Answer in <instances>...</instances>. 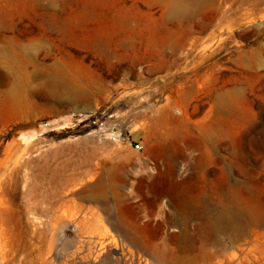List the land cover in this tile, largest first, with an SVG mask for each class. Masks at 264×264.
<instances>
[{"label": "rangeland", "instance_id": "1", "mask_svg": "<svg viewBox=\"0 0 264 264\" xmlns=\"http://www.w3.org/2000/svg\"><path fill=\"white\" fill-rule=\"evenodd\" d=\"M217 1L0 0V264L111 261L82 256L166 158L198 204L264 213V0ZM118 161L106 211L84 194Z\"/></svg>", "mask_w": 264, "mask_h": 264}, {"label": "bare ground", "instance_id": "2", "mask_svg": "<svg viewBox=\"0 0 264 264\" xmlns=\"http://www.w3.org/2000/svg\"><path fill=\"white\" fill-rule=\"evenodd\" d=\"M170 2V16L185 22L213 0ZM220 104L227 112L231 110L228 97L221 99ZM36 134L34 130L26 131L20 137L28 142ZM166 167L167 173L138 179L135 191L148 194L143 203L120 211L111 225V232L115 233L107 236L105 229V234L99 235L96 241L88 242L87 252L82 256L84 260L92 255L93 261H102L104 255H109L112 260H103V264H264V213L232 196L219 195L212 204L204 201L198 204V197L185 196L175 190L174 161L166 158ZM123 170L122 162L113 163L105 177L88 187L85 200L97 201L107 211L105 190L119 193L126 183ZM111 249L120 250V258H115L116 251Z\"/></svg>", "mask_w": 264, "mask_h": 264}]
</instances>
